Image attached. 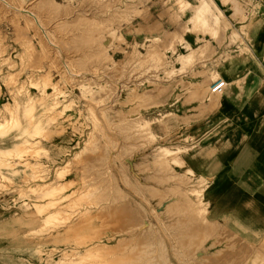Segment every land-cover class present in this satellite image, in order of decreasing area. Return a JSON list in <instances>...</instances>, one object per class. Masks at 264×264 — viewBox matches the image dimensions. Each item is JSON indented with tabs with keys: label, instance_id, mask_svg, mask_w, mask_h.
I'll return each mask as SVG.
<instances>
[{
	"label": "rangeland",
	"instance_id": "1",
	"mask_svg": "<svg viewBox=\"0 0 264 264\" xmlns=\"http://www.w3.org/2000/svg\"><path fill=\"white\" fill-rule=\"evenodd\" d=\"M230 1L232 18L214 0H0V254L264 264V235L209 221V181L187 164L199 144L177 110L218 105L241 70L260 6ZM203 2L207 22L195 26ZM190 32L220 44L190 46ZM222 73L226 88L214 94ZM200 78L210 82L202 91Z\"/></svg>",
	"mask_w": 264,
	"mask_h": 264
},
{
	"label": "crops",
	"instance_id": "2",
	"mask_svg": "<svg viewBox=\"0 0 264 264\" xmlns=\"http://www.w3.org/2000/svg\"><path fill=\"white\" fill-rule=\"evenodd\" d=\"M214 1L232 18L230 0ZM255 1L259 16L248 23L243 38L250 51L238 56L241 70L229 76L233 82L217 107L206 99L187 107L181 103L177 109L186 110L185 126L192 128L190 137L199 144L188 154L187 164L209 181L205 190L209 221L236 230L243 238L264 235V0ZM202 40L215 47L220 44L211 34L185 36L190 46ZM229 78L222 73L220 79ZM198 83L210 84L208 78ZM7 253L0 254V264H34L27 257Z\"/></svg>",
	"mask_w": 264,
	"mask_h": 264
},
{
	"label": "bare ground",
	"instance_id": "3",
	"mask_svg": "<svg viewBox=\"0 0 264 264\" xmlns=\"http://www.w3.org/2000/svg\"><path fill=\"white\" fill-rule=\"evenodd\" d=\"M161 4V3H160ZM205 4H206V2H203V4H202V6L195 12V14L193 15V16H191L190 18H189V23H191V24H193V25H197V24H205L206 22H207V15H206V10H205ZM84 5V4H83ZM29 6V5H28ZM91 6V5H90ZM126 8H127V6H126ZM20 10V9H19ZM142 10V9H141ZM22 12H24V13H29L30 14V12H28V11H23L22 10ZM82 13V12H81ZM34 16V15H33ZM39 16V15H38ZM35 18V17H34ZM37 18H35V20H36ZM121 19V18H120ZM123 20V19H122ZM106 22V21H105ZM38 23V22H37ZM214 23L216 24V25H218V26H222V23H221V19L220 18H218V17H216V19H214ZM36 24V23H35ZM41 24V23H40ZM39 26V25H38ZM60 26H61V24H60ZM75 27V26H74ZM89 27V26H88ZM41 28V27H40ZM42 30V29H41ZM81 31V30H80ZM53 32H54V30H53ZM201 32V31H200ZM44 35V34H43ZM45 36V35H44ZM164 37V36H163ZM75 38V37H74ZM77 38V37H76ZM92 38V37H91ZM80 39V38H79ZM84 39V38H83ZM60 41V40H59ZM101 41V40H100ZM169 41V40H168ZM82 42V41H81ZM92 42V41H91ZM97 44V43H96ZM87 45V44H86ZM99 47V46H98ZM87 50V49H86ZM88 52V51H87ZM94 53V52H93ZM98 53V52H97ZM96 53V54H97ZM95 54V55H96ZM101 56V55H100ZM226 85H227V82H226ZM118 89V88H117ZM222 92H223V90H222ZM221 92V93H222ZM143 93V92H142ZM141 96V95H140ZM136 120V119H135ZM130 122V121H129ZM133 124V123H132ZM133 134V133H132ZM127 135V134H126ZM121 137V136H120ZM117 155V154H116ZM94 171V170H93ZM100 171V170H99ZM106 183V182H105ZM117 187V186H116ZM63 191V190H62ZM119 192H120V190H119ZM101 193V192H100ZM168 193V192H167ZM175 193V192H174ZM118 196V195H117ZM125 199V198H124ZM126 203V202H125ZM161 203V202H160ZM168 203H170V202H168ZM124 204V203H123ZM165 204V203H164ZM119 205V204H118ZM102 206V205H101ZM132 207V206H131ZM130 207V208H131ZM164 207V206H163ZM117 208V207H116ZM115 208V209H116ZM133 209V208H132ZM142 210V209H141ZM159 210H161V209H159ZM169 210V209H168ZM135 212V211H134ZM136 213V212H135ZM139 213V212H138ZM141 214V213H140ZM190 214V213H189ZM49 219V218H48ZM145 222H146V220H145ZM147 223V222H146ZM150 223V222H149ZM151 224V223H150ZM150 224H148L149 226H150ZM145 225V224H144ZM147 225V226H148ZM146 226V225H145ZM144 226V227H145ZM148 226V227H149ZM133 227V226H132ZM152 228V227H151ZM224 228V227H223ZM139 229V228H138ZM149 229V228H148ZM181 229V228H180ZM127 230V229H126ZM147 230V229H146ZM145 230V231H146ZM150 230V229H149ZM148 230V231H149ZM164 230V229H163ZM131 231H132V229H131ZM121 232V231H120ZM125 233V232H124ZM137 234V233H136ZM141 234V233H140ZM155 234H157V232L155 233ZM180 235V234H179ZM154 236V235H153ZM157 236V235H156ZM133 237V236H132ZM134 237H136V235L134 236ZM223 237V236H222ZM137 238H138V236H137ZM140 238V237H139ZM219 238V237H218ZM134 239V238H133ZM122 240V239H121ZM137 240V239H136ZM132 241V240H131ZM152 241V240H151ZM171 241V240H170ZM134 242V240L132 241V243ZM161 242V241H160ZM135 245V244H134ZM136 246V245H135ZM134 246V247H135ZM185 249V248H184ZM158 251H160V250H158ZM149 257V256H148ZM167 257V256H166ZM155 258H157V257H155ZM178 258V257H177ZM145 259V258H144ZM149 259V258H148ZM179 260H180V257H179ZM145 261H147V260H145ZM150 261V260H149ZM231 261V260H230ZM169 262V261H168ZM142 263V262H141ZM170 263V262H169ZM139 264V263H138ZM145 264H148V263H145ZM195 264V263H194Z\"/></svg>",
	"mask_w": 264,
	"mask_h": 264
},
{
	"label": "built area",
	"instance_id": "4",
	"mask_svg": "<svg viewBox=\"0 0 264 264\" xmlns=\"http://www.w3.org/2000/svg\"><path fill=\"white\" fill-rule=\"evenodd\" d=\"M226 88V82L223 79H217L211 85V92L214 94H219Z\"/></svg>",
	"mask_w": 264,
	"mask_h": 264
}]
</instances>
